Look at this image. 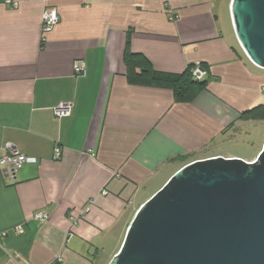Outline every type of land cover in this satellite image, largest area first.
Returning <instances> with one entry per match:
<instances>
[{"label":"crops","instance_id":"0c3cea01","mask_svg":"<svg viewBox=\"0 0 264 264\" xmlns=\"http://www.w3.org/2000/svg\"><path fill=\"white\" fill-rule=\"evenodd\" d=\"M5 1L0 156L11 143L30 160L16 178L0 165V264L58 256L60 264H109L138 209L179 169L231 157L226 140L251 120L242 113L264 105V68L238 41L232 0H171L175 20L165 0H14L18 8ZM49 7L60 22L42 44ZM128 36L131 52L156 70L182 73L201 63L207 86L181 102L171 87L131 82ZM77 59L86 62L83 76L75 75ZM62 102L72 112L58 117ZM40 210L49 215L43 223Z\"/></svg>","mask_w":264,"mask_h":264},{"label":"water","instance_id":"95a60500","mask_svg":"<svg viewBox=\"0 0 264 264\" xmlns=\"http://www.w3.org/2000/svg\"><path fill=\"white\" fill-rule=\"evenodd\" d=\"M246 56L264 68V0H232ZM109 264H264V148L179 169L141 205Z\"/></svg>","mask_w":264,"mask_h":264},{"label":"built area","instance_id":"2783aa9c","mask_svg":"<svg viewBox=\"0 0 264 264\" xmlns=\"http://www.w3.org/2000/svg\"><path fill=\"white\" fill-rule=\"evenodd\" d=\"M6 4L10 5L12 8H18L19 2L14 0H6ZM165 6L168 10V14L170 15V19H177V14L172 9L171 0H165ZM60 22V14L57 8L49 7L47 8L42 15V41L43 43L46 40V36L49 32H51L54 27ZM74 72L77 76H83L87 72V65L84 59H77L74 62ZM192 74L196 79H203L206 76V71L201 68L200 63H196L195 67L192 69ZM73 104L71 102H62L57 105L54 109L55 114L58 117L68 116L72 112ZM5 152L0 156V165L5 174L11 176L12 178H16L18 171L30 160L29 157L23 153H21L18 149L14 148L11 143H7L5 146ZM62 156V149L60 146H56L54 149V158L60 159ZM107 191H104L106 194ZM89 205L83 211V216L88 212ZM49 215L46 211L40 210L36 212L35 218L40 222L47 221ZM78 224V221L75 222ZM17 230L22 233L23 228L19 226ZM74 233L71 231L69 236H73ZM14 259L20 262V256L17 253L11 254ZM63 261L62 256H58L54 261L49 264H60Z\"/></svg>","mask_w":264,"mask_h":264},{"label":"trees","instance_id":"16d2710c","mask_svg":"<svg viewBox=\"0 0 264 264\" xmlns=\"http://www.w3.org/2000/svg\"><path fill=\"white\" fill-rule=\"evenodd\" d=\"M124 60L127 66V75L131 82L151 86L171 87L176 101H191L208 83L207 76L199 80L192 74V69L196 63L189 65L188 69L182 73L156 70L143 54L131 52L129 36L126 43ZM200 66L204 69L201 63ZM138 68H140V71H137ZM242 117L264 120V105L243 112Z\"/></svg>","mask_w":264,"mask_h":264},{"label":"rangeland","instance_id":"374dc122","mask_svg":"<svg viewBox=\"0 0 264 264\" xmlns=\"http://www.w3.org/2000/svg\"><path fill=\"white\" fill-rule=\"evenodd\" d=\"M263 148L264 120L261 119H251L243 129L238 130L236 137L226 140V156L239 157L246 161L255 160ZM109 251L111 252V246L107 249V252Z\"/></svg>","mask_w":264,"mask_h":264}]
</instances>
